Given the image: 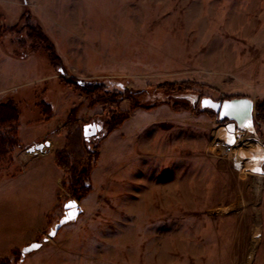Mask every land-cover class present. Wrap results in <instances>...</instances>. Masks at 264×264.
<instances>
[{
	"label": "rangeland",
	"instance_id": "374dc122",
	"mask_svg": "<svg viewBox=\"0 0 264 264\" xmlns=\"http://www.w3.org/2000/svg\"><path fill=\"white\" fill-rule=\"evenodd\" d=\"M25 10L70 77L117 78L134 89L187 82L193 90L168 97L151 90L145 104L264 94V0H0V28ZM8 34H0V100L20 106L22 151L58 140L54 146L64 142L75 162L91 158L93 170L90 192L77 199L83 213L43 242L73 198L57 188L34 240L42 246L23 262L21 250L34 241L20 240L37 223L29 212L40 207L13 186L0 187V254L7 255L0 264H264V124L236 139L228 122L160 103L132 111L103 136L105 126L88 145L84 125L107 122L108 111L85 103L71 121L82 92L60 81L46 52L14 50ZM41 99L54 106L52 117L43 116ZM13 169L15 162L2 179Z\"/></svg>",
	"mask_w": 264,
	"mask_h": 264
},
{
	"label": "trees",
	"instance_id": "16d2710c",
	"mask_svg": "<svg viewBox=\"0 0 264 264\" xmlns=\"http://www.w3.org/2000/svg\"><path fill=\"white\" fill-rule=\"evenodd\" d=\"M7 33H9L7 36L10 46L14 47V50H19V48L29 51L42 49L46 52L53 64L60 70L59 74L61 75L58 77L60 81L66 86L82 92L84 102L71 109L68 116L71 121L77 118L80 107L85 103L89 108H95L98 105L105 107V110L108 111V133L120 128L130 118L132 111L138 108L150 110L159 106L160 103H167L176 111L188 110L196 115L208 114L212 118H219L216 112L202 108L198 103L192 104L189 100H167L163 97L149 104L141 101L151 90L161 91L167 97L180 92L191 93L193 90L187 82H164L163 84L154 85L153 89L151 87L134 89L127 88L126 84L120 79L103 77L84 80L83 84H79L78 78L68 75L65 61L59 55L55 43L43 30L41 24L35 20V15L30 10H25L21 14L20 21L17 24L0 28L2 36H6ZM125 98L130 99L131 104L130 108L124 111L119 108L118 104ZM37 105L45 118L53 116L54 106L51 103L41 99ZM255 110V126L259 128L264 124V97L257 99ZM20 117L21 109L16 100L9 97L0 100V182L3 172L13 166L17 152L25 148L20 137ZM219 122L224 124L228 122V119ZM93 152H97V149ZM55 160L64 173L62 175V185L68 189L73 198L78 200L85 198L91 189L92 159H81L75 162L68 148L63 147L55 152ZM17 251L19 252L15 249L14 253ZM1 264L9 263L7 259H4Z\"/></svg>",
	"mask_w": 264,
	"mask_h": 264
},
{
	"label": "crops",
	"instance_id": "0c3cea01",
	"mask_svg": "<svg viewBox=\"0 0 264 264\" xmlns=\"http://www.w3.org/2000/svg\"><path fill=\"white\" fill-rule=\"evenodd\" d=\"M242 96H249L257 101V99L264 97V94H260L256 97L252 94L240 95V97ZM164 105L165 104H163V106ZM159 121L161 122V120ZM225 128L230 132L232 131L233 134H235L234 136H236V139H239L246 134L239 135L237 130H232L227 125H225ZM255 128L257 130L256 126ZM57 141L58 140L52 139L49 146H47L45 151L41 153L29 152V147L26 152H23L22 150L18 151L15 158V168L19 169H13V174H11V176H5L0 182L1 188L6 186L10 188L13 186L14 191H17L24 200L27 202L35 200L37 207H40L36 214L32 211L29 212V215H36L37 223L27 233L25 231L24 237L20 240V243L23 245L34 241L38 235L44 232L48 221L47 215H49L57 204L58 198L55 199V195L57 194V188H62V171L56 163L55 152L64 147V142H61L62 144L58 146H54V143ZM37 183H41L43 186H36ZM12 245L13 244L9 245V247H18ZM10 249L11 248H8L7 250ZM5 253L0 254V259L7 256Z\"/></svg>",
	"mask_w": 264,
	"mask_h": 264
},
{
	"label": "water",
	"instance_id": "95a60500",
	"mask_svg": "<svg viewBox=\"0 0 264 264\" xmlns=\"http://www.w3.org/2000/svg\"><path fill=\"white\" fill-rule=\"evenodd\" d=\"M79 84H83L84 80L79 79ZM187 98V97H185ZM189 100V99H187ZM190 101V100H189ZM192 104L195 102L190 101ZM256 101L249 96L242 97H233L225 100H214L211 97H203L201 100V107L205 109H210L213 112L218 114V120L222 121L224 119H228V123L226 124L232 130L235 129L239 132V135L245 134L249 131H255V121H256V110H255ZM84 136L87 137L97 134V131H101L103 133V126L101 124H94L93 122L87 123L84 125ZM107 131H105L102 135L106 136ZM49 142L40 143L35 146H32L28 149L29 152H37L43 151L47 146H49ZM71 205V206H69ZM83 213V208L77 199L71 198L68 199L64 203V215L57 221L53 227L51 228L48 236L43 238V242H48L52 238H55L65 224L76 221L79 216ZM33 245H39V247H33ZM42 246V242L34 241L29 245L23 247L21 262L24 261L25 256L28 252L39 249ZM16 264V263H11Z\"/></svg>",
	"mask_w": 264,
	"mask_h": 264
},
{
	"label": "flooded vegetation",
	"instance_id": "af4514ba",
	"mask_svg": "<svg viewBox=\"0 0 264 264\" xmlns=\"http://www.w3.org/2000/svg\"><path fill=\"white\" fill-rule=\"evenodd\" d=\"M94 124H101L102 126H103V128H105L106 129V127L105 126H107V122L106 121H103V120H94V121H92ZM101 134V131H97V134H94V135H91V136H89V137H87V139H86V141H87V144L89 145L91 142H93V141H97V138L99 137V135Z\"/></svg>",
	"mask_w": 264,
	"mask_h": 264
},
{
	"label": "snow or ice",
	"instance_id": "6c2138e0",
	"mask_svg": "<svg viewBox=\"0 0 264 264\" xmlns=\"http://www.w3.org/2000/svg\"><path fill=\"white\" fill-rule=\"evenodd\" d=\"M69 206H71V205H69ZM33 247L35 248V247H39V245H33Z\"/></svg>",
	"mask_w": 264,
	"mask_h": 264
}]
</instances>
